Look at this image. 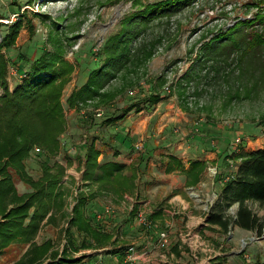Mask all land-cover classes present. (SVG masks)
Listing matches in <instances>:
<instances>
[{"label":"rangeland","instance_id":"obj_1","mask_svg":"<svg viewBox=\"0 0 264 264\" xmlns=\"http://www.w3.org/2000/svg\"><path fill=\"white\" fill-rule=\"evenodd\" d=\"M162 1L166 0H0V24L12 25L23 13L27 17L15 46L2 51L10 61L7 80L11 91L23 83L31 64L44 52L60 54L71 66L70 69L61 66L67 71V77L59 82L65 129L60 138L59 153L49 157L50 163L57 162L66 168L62 187L67 193L68 213L71 214L82 195L93 199V194L99 203H104L103 206L115 209L108 231L116 238V245L101 253L96 250L70 251L69 260L80 262L69 264H126L125 260L120 262L119 257L116 261L113 258L117 257L116 252L123 253L129 248H134L136 253L130 264H209L222 255H227L228 264H264V230L258 234L234 227L229 234H224L218 228L207 227L206 214L217 197L214 172L217 173L218 155L199 153L198 143L194 140L196 134L201 135L206 137L205 148L209 151L225 152L224 156L234 153L224 165L232 170L240 162L237 157L264 149V48L243 56L234 49L222 48L224 43L219 45L223 70L217 77L214 71H209L206 76L200 62L202 48L217 36L233 31L240 22L261 18L253 30L264 35V0H195L191 6L148 23L138 16L130 27L126 25L129 19ZM5 30L6 27H0V45ZM133 33L138 34L133 49L144 43L157 42L154 57L143 65L132 62L123 68L104 88H96L98 95L72 99L93 72L108 68L107 49L113 47L112 39L124 34L132 37ZM239 37L238 34L234 36L235 39ZM21 59L19 68L14 62L19 63ZM213 64L215 62L211 61L206 67ZM184 78H188L187 82ZM201 82L199 87L203 91L198 95L195 89ZM3 94L0 88V97ZM156 94L164 96V100L148 108L145 101ZM235 94L238 99L232 98ZM134 104L144 110H133L118 124L104 126L107 120L123 115ZM150 124L158 138L166 137L171 141L169 151L183 161L207 159L208 170L202 184L196 188L186 187L184 176L170 174L166 177L155 166L154 176L148 179L151 181L156 177L159 182L154 183L149 196L143 197L152 202L145 208L137 205L138 211L147 217L162 209V219L153 223L168 232L170 241L181 244L180 257L171 253V246L162 248L157 241H149L150 232L136 225L137 214L135 217L131 214L135 204L131 201L135 200L133 196H130L131 200H125L123 195L115 198L92 187L86 190L82 175L89 143L95 141L99 147L101 138L117 131L118 147H122L119 161L127 164L132 153L137 151L131 152L130 141L134 147L144 146L143 134ZM138 126L144 128L143 132L139 130L132 134ZM213 138L218 141L216 148L212 147ZM37 148L40 149L35 147L36 155L27 162V170L35 179L42 175L41 163L45 161V154L41 149L36 152ZM228 148L230 151L226 150ZM154 162L158 164V161ZM15 185L20 194L32 191L16 177ZM82 188L85 190L81 191ZM156 193L161 196V199L156 197L158 201L153 198ZM177 195L181 200L176 198ZM88 204L89 209L91 205L97 206L93 201ZM248 206L264 224V203H249ZM229 214L235 217L231 209ZM128 223L135 224L130 234L124 229ZM94 224L100 226L102 223L95 220ZM66 226L63 223L59 227H43L38 242L51 240L61 251L66 245ZM25 251L22 246L12 245L0 256V264H14ZM144 252H148L146 257L142 256ZM143 259L147 260L144 262ZM49 263L47 260L43 264Z\"/></svg>","mask_w":264,"mask_h":264},{"label":"trees","instance_id":"obj_2","mask_svg":"<svg viewBox=\"0 0 264 264\" xmlns=\"http://www.w3.org/2000/svg\"><path fill=\"white\" fill-rule=\"evenodd\" d=\"M193 1L195 0L162 1L151 5L150 8L147 7L144 12L136 15L132 20L129 19L130 22L126 25L130 27L138 16L148 23L191 6ZM26 18V14L23 13L12 25L0 24V27H6L0 45V88L4 93L0 97V256L5 254L12 245H18L26 251L14 264H43L47 260L49 264L77 263L80 261L69 260L70 251L78 253L82 250H100L116 245V240L105 226L94 224L97 215L103 212L96 195L93 194L95 197L93 199L82 195L72 208L71 214L68 213L67 193L62 187L66 168L57 162L52 164L49 161V157L59 153L60 138L64 134L65 115L61 102L62 85L59 82L67 77H65L67 71L61 69V66L70 69V64L63 61L60 54L44 52L31 64L23 83L13 91L9 88L7 76L10 61L5 54H2V51L15 46L20 31L26 24ZM0 19H2L1 16ZM260 20L261 18L257 17L255 21L240 22L232 29L233 31L217 36L202 48L200 62L203 64L202 70L204 69L206 76H209V71H214V76L217 77L220 70H223L220 64L222 56L219 48V45L223 43L222 48L234 49L236 52H241L243 56L257 53L259 49L264 48V35L253 30ZM29 28L32 29V26L29 25ZM249 30L254 32L249 33ZM126 32L128 33V30ZM237 34L240 37L235 39L234 36ZM129 35L124 34L122 37L112 39L113 47L108 46L107 49L108 68L100 69L95 74L93 72L87 83L72 99L81 100L98 95L96 88H104L123 68L132 62L143 65L154 57L156 41L144 43L133 49V41L138 34L133 33L132 37H128ZM21 61L22 59L14 64L20 68ZM211 61L215 64L210 68L206 67ZM18 71L21 73L20 69ZM184 80L187 82L188 78ZM200 85L202 82L195 89L198 95L203 91ZM237 96L235 94L232 98L238 99ZM164 98L159 94L154 97L151 95L145 102H148V108H150L162 102ZM73 102L75 101H71ZM133 110L142 112L144 107L134 104L128 107L123 115L107 120L104 126L112 127L118 124ZM117 135L112 132L108 137L101 138L105 141V146L113 150L116 157L120 155L122 147L114 146L111 140H114ZM128 139L127 136V142ZM205 139L206 137L201 135L194 136V140L198 143L197 151L203 154L214 152L218 155L217 173L214 180L217 197L206 214L207 227L218 228L224 234H229L234 227L262 234L264 224L248 205L249 203H264V149L237 157L240 162L235 170L229 167L226 169L225 162L234 153L224 156L225 152L209 151L205 148ZM132 144L131 142V151L133 150ZM171 145V141L166 137H162L159 141L157 138L147 140L142 149L137 151L139 153L138 163L131 166L129 175L126 173L129 170L123 164L98 163L101 150L93 141L86 149V169L83 179L90 185H97L100 193L102 191L111 193L112 191L122 197L124 193L134 192L139 174L147 175L151 159L159 156L160 168L166 174L179 171L186 177L187 187H197L207 171V162L199 158L190 159L189 167L186 168L187 164L169 151ZM217 145V138H213L212 147L216 148ZM35 147H39L45 154V161L41 163L42 175L38 179L33 178L27 170V162L33 155H36L34 154ZM134 150H136L135 147ZM226 150L230 151V148ZM15 177L29 186L32 191L20 194L15 185ZM90 201L96 202L97 206L91 205L92 208L89 209ZM235 205H238V210L233 217L229 211ZM99 208L100 210H97ZM138 212V207L135 205L131 214L135 217ZM162 217V209H157L149 220L154 222ZM107 219L108 217L104 220ZM63 223L67 225L64 229V236L67 239L61 251L51 240L38 243L37 238L43 227H59ZM147 231L153 235L154 240H157L159 233L163 230L158 228ZM169 246H171L172 254L177 257L181 256L180 243L171 240ZM127 251L116 252L114 255L119 257L121 262L125 260ZM209 264H228V257L227 255L217 256Z\"/></svg>","mask_w":264,"mask_h":264},{"label":"crops","instance_id":"obj_3","mask_svg":"<svg viewBox=\"0 0 264 264\" xmlns=\"http://www.w3.org/2000/svg\"><path fill=\"white\" fill-rule=\"evenodd\" d=\"M142 126V125H141ZM141 126H138V127H136L135 128V132H133L132 134H136L139 130H142V131H140V132H143V130H144V128L142 129V127ZM153 128H154V126H153ZM153 128H152V126H151V124L149 125V128L147 129V131L143 134V137H145V139H144V143L147 141V140H150L151 138H157V140L159 141L160 139H162V137L160 136L159 138H158V136L155 134V133H153ZM117 132V131H116ZM115 131H114V133L113 134H116L117 135V133H116ZM127 136H128V134H127ZM129 137V136H128ZM102 140V139H101ZM143 140V139H142ZM111 142H112V144L114 145V146H118L119 144H120V138H119V136L117 135V137H115L114 138V140H111ZM132 142V141H131ZM96 143V142H95ZM96 145H97V143H96ZM98 146V145H97ZM132 146H133V150L131 151V152H133L134 151V143L132 144ZM135 148H136V145H135ZM99 149L101 150V154H100V156H99V158H98V163H100V164H102V163H104V162H113V163H118V164H123V165H125V167L127 168V170H129L128 172H126L127 174H129L130 173V169H131V166L132 165H137V163H138V155H139V153L136 151V153H132V157H130V161L126 164V163H122V162H120L119 161V159H120V157H121V154L122 153H120V155H118L117 157L115 156V154H114V152L113 153H111L110 154V149L109 148H107L106 146H105V141L104 140H102V142H100V145H99ZM121 150H122V148H121ZM122 152V151H121ZM130 152V153H131ZM86 154V153H85ZM111 155V156H110ZM159 159H160V157L159 156H156L155 158H152L151 159V161H150V168H149V172H148V174L147 175H144V176H142L141 174H139V177H138V180L136 181V188H135V190H134V192L133 193H124V194H122L123 195V198L125 197V200L126 199H130L131 200V198H130V196H133L134 198H135V200L134 199H132L131 201H134L135 202V204H134V206L135 205H139V207H142V206H144V208H145V206L146 205H148V204H150V202H152V199H148V200H143V197H146V196H149V194H151V192H152V190L154 189V183H158L159 181L158 180H156V177H153L152 179H151V181H150V179H148V177H150L151 175L152 176H154V172H153V169H154V167L156 166V168H158L159 167V169L162 171V174H165V176L166 177H168L170 174H166L165 172H164V170H162L161 168H160V163L158 162V164H154L155 162H154V160H156V161H159ZM181 159V158H180ZM200 159V158H199ZM204 161H206L207 162V159L205 158V159H203ZM187 165H186V168H188L189 167V164L186 162V161H184ZM207 170H208V168H207ZM68 172H70V171H67V173ZM72 173V172H71ZM77 173V172H76ZM82 173H83V171H82ZM206 173V172H205ZM171 174H179V175H181V176H184V175H182V174H180V172L179 171H177V172H174V173H171ZM72 175H74V172L72 173ZM83 175V174H82ZM130 175V174H129ZM206 175V174H205ZM142 177H145V178H142ZM185 177V176H184ZM186 178V177H185ZM202 184V182L199 184V186ZM85 185H87L85 188H87L86 190H88V188H90V187H92V188H95V189H98V186L97 185H90V184H88V182H85ZM185 185H186V179H185ZM186 187H187V185H186ZM85 188L83 189H81V191H84L85 190ZM176 188V187H175ZM188 188H196V187H188ZM177 189V188H176ZM90 190V189H89ZM158 192V191H157ZM101 193H103V194H106V195H108V194H111L112 196H114L115 198H119V196L118 195H116V194H114V193H107L106 191H102ZM126 196H129V197H126ZM156 197L158 198V199H161V196L160 197H158L157 196V193L153 196V198H155V200H157L158 201V199H156ZM179 198L180 199V196L179 195H177L176 196V198ZM150 198H152V197H150ZM128 199V200H129ZM181 200V199H180ZM157 201H153V203H156ZM100 203H101V205L103 206L104 205V203H102V201H100ZM145 203V204H144ZM144 204V205H143ZM133 206V207H134ZM74 207V206H73ZM72 207V208H73ZM106 206H103V208H102V210H104V208H105ZM72 211V210H71ZM132 211V210H131ZM153 214V213H152ZM115 216V209H114V215H113V217ZM110 218L111 217H109L107 220H104L103 222H102V224L105 226V228L108 230L110 227H111V221H110ZM137 224V226L139 227V228H142L143 230H144V228L141 226V225H139L138 224V222H136ZM134 228H135V224H132V223H128V225L126 226H124V229L126 230H128V233L130 234L131 232H133V230H134ZM123 229V230H124ZM127 234V233H126ZM151 236L152 237H150V239H149V241L150 240H152V241H157L158 242V239L157 240H154V238H153V235L151 234ZM114 239H116V238H114ZM38 241V240H37ZM39 243V242H38ZM117 243V242H116ZM181 248V247H180ZM103 250H107V248H104V249H100V250H96L97 252H102ZM148 253V252H147ZM147 253H146V255L145 256H143V257H146L147 256ZM172 253V252H171ZM182 254V253H181ZM174 255V254H173ZM118 257H116V258H113L114 259V261H116V260H118L117 259ZM100 259H102V256H100ZM147 260V259H146ZM145 260V261H146ZM143 261H144V259H143ZM144 261V262H145Z\"/></svg>","mask_w":264,"mask_h":264},{"label":"built area","instance_id":"obj_4","mask_svg":"<svg viewBox=\"0 0 264 264\" xmlns=\"http://www.w3.org/2000/svg\"><path fill=\"white\" fill-rule=\"evenodd\" d=\"M143 145H137L136 146V150H140L142 149ZM36 152H40V149H36ZM216 174V170L214 172ZM114 215V209L110 206H107L104 208L103 212L97 215V221H104L105 218H109L112 217ZM136 221L138 222L139 225H141L143 228H145L146 230H152V229H158L157 225L155 223H153L152 221L149 220V217H147V215L142 212L139 211L137 213L136 216ZM170 243V236L168 234L167 231H161L159 233V238H158V244L160 247L162 248H167L169 246ZM135 249L134 248H129L127 251V256L125 257V263L126 264H130L132 263V261L135 260ZM146 253L144 252L142 254V256H145Z\"/></svg>","mask_w":264,"mask_h":264},{"label":"water","instance_id":"obj_5","mask_svg":"<svg viewBox=\"0 0 264 264\" xmlns=\"http://www.w3.org/2000/svg\"><path fill=\"white\" fill-rule=\"evenodd\" d=\"M238 208V205H235L234 207L231 208V212L236 215L237 211L236 209Z\"/></svg>","mask_w":264,"mask_h":264}]
</instances>
